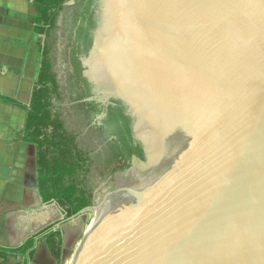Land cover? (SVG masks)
Returning a JSON list of instances; mask_svg holds the SVG:
<instances>
[{"label":"water","instance_id":"95a60500","mask_svg":"<svg viewBox=\"0 0 264 264\" xmlns=\"http://www.w3.org/2000/svg\"><path fill=\"white\" fill-rule=\"evenodd\" d=\"M59 52L110 184L71 264H264V0H67Z\"/></svg>","mask_w":264,"mask_h":264},{"label":"trees","instance_id":"16d2710c","mask_svg":"<svg viewBox=\"0 0 264 264\" xmlns=\"http://www.w3.org/2000/svg\"><path fill=\"white\" fill-rule=\"evenodd\" d=\"M28 1L35 10L33 34L44 38V41L38 44L41 62L37 78L33 84L29 104H23L1 93L0 103L27 113L22 140L25 144L33 146L36 151L38 194L43 204L56 203L63 212L64 219L69 220L93 206L94 189L89 186L90 154H84L78 149L74 136L65 128L58 114L62 97L54 71L50 39L58 27V20L67 0ZM83 81L85 82L84 79ZM87 97L88 95L81 97V105L93 114L98 113L94 104L82 102ZM39 235H43L44 241L48 240L50 253L55 255V259H61L63 255L61 231L51 232L48 227L36 237ZM34 248L35 239H32L21 248L1 250L3 264L14 256H24L30 252L34 259L37 253Z\"/></svg>","mask_w":264,"mask_h":264},{"label":"crops","instance_id":"0c3cea01","mask_svg":"<svg viewBox=\"0 0 264 264\" xmlns=\"http://www.w3.org/2000/svg\"><path fill=\"white\" fill-rule=\"evenodd\" d=\"M32 10L35 12L28 0H0V93L15 98L23 104H29L33 85L29 90V102L25 103L16 96V92L20 94V90L23 89L16 74L19 66L25 63L26 57L28 58L26 55L31 47V38L34 36V17L29 18ZM26 116L25 111L0 103V251L21 248L35 239L33 250H37V253L34 259L31 252L24 256H14L6 264H32L38 255L39 243L44 238L43 235L36 237L41 231L34 234L30 232L31 217L22 216L29 211H20L21 218L18 216L17 221L8 218L9 212H3V207L15 200L16 193L23 192L21 188L27 162L26 153L33 147L22 140ZM44 205L39 196V205L34 207L36 212L44 208ZM16 223L19 225L16 226ZM11 224L13 233L18 229L22 237L16 243L8 239ZM0 264H3L1 254Z\"/></svg>","mask_w":264,"mask_h":264},{"label":"rangeland","instance_id":"374dc122","mask_svg":"<svg viewBox=\"0 0 264 264\" xmlns=\"http://www.w3.org/2000/svg\"><path fill=\"white\" fill-rule=\"evenodd\" d=\"M62 13L58 20V27L52 33L50 39V48L52 51L54 71L58 78L60 94L62 97L61 102L59 104L58 114L60 116L61 121L64 123L65 128L72 135L77 137L78 145L80 147L79 149L81 150V152H83L84 154H90V159L92 160V169L94 172L92 177L93 179H91L89 186L94 189V206L98 203V197L104 192L106 188H109V185L105 175L102 177L103 179L100 180L99 173L103 172V170L80 128V125L76 119V116L68 98L59 52V36ZM34 16L35 12L32 10L31 16H29V18L31 19ZM43 41L44 38L42 37L32 36L31 47L29 53L27 52L26 55L28 56V58L26 57L24 61L25 63L19 66L16 74L17 79L19 80V85H22L21 88H23L22 90H20V94L16 92V96L20 97L25 103L29 102V90L37 78L41 62V55L38 51V44L42 43ZM26 158L27 162L25 165V172L22 176L23 186L21 189L23 190V192L18 191L16 193V197H14L15 200H13V202H9L8 206L3 207V212H9L10 215L8 218L10 220L16 219L17 221L18 216L21 218L20 211H29L26 212V214H23L22 216H24V218L31 217L30 220L32 224L30 232L34 234L44 230L47 227L58 224L63 219V216L60 214V209L57 205H50L47 208L46 205H44V208L36 212L34 207L39 205V196L38 192L36 191V151L33 147L27 150ZM11 211L14 214L11 213ZM92 220L93 211H88L82 214L79 219L73 217L65 221L63 225L60 224L56 226L57 228H61L64 235V254L59 264L70 263L74 252L77 250L76 248L84 237V232L87 226L92 223ZM18 225L19 224L16 223V226ZM10 226L11 231L8 233V239L9 241H14L16 243L22 237L20 236V232L18 229H15L13 233V225L11 224ZM55 260L56 259L48 253L47 249L44 246H39L38 255L36 257V260L32 264H58Z\"/></svg>","mask_w":264,"mask_h":264},{"label":"flooded vegetation","instance_id":"af4514ba","mask_svg":"<svg viewBox=\"0 0 264 264\" xmlns=\"http://www.w3.org/2000/svg\"><path fill=\"white\" fill-rule=\"evenodd\" d=\"M78 1H80V0H78ZM78 4H79V2H78ZM80 5H81V4H80ZM80 48H81V46H80ZM80 53H81V51H80ZM78 60H79V57H78ZM81 68H82V67H81ZM85 84H86V89H87V95L89 96V88H88V84H87L86 81H85ZM95 106H96V105H95ZM96 109H97L98 113L100 114L101 112H100V110L98 109V106H96ZM87 110H88V109H87ZM90 113H91V115H93L92 112H90ZM97 116H98V115H94L95 118H94V121L91 123V126H93V127H98L99 129H101V127L99 126V124H98V122H97ZM101 131H103V132H107L105 128H103V130H101ZM73 136H74V135H73ZM74 138H75V144L77 145V147H78V149H79L80 147H79V145H78V139H77L76 136H74ZM107 146H110V148L113 150V151H112V154H113V156H114V158H115V161H116V162H115V167L112 168V170H110L112 173L109 175V178H108V179H110V183H111V184H114V183H115L114 176H115L118 172H123L125 169L130 168V167L132 166V163H133V162H132V160L130 159L129 155H128L125 151H123L122 146L119 145V143H118L115 139H113L112 136H110V137L107 139ZM33 148H34V147H33ZM89 160H90V166H91V167H90L91 174H90V177H89V184H90L91 179H93L92 177H93V172H94V171H93V169H92V160L90 159V156H89ZM99 174H100V180L103 179L102 177L105 175V173L100 172ZM109 185H110V184H109ZM107 190H109V188H108ZM41 201H42V200H41ZM42 203H43V202H42ZM81 216H82V215H81ZM81 216L76 217V219H79ZM65 221H67V220H65V219L63 218L58 224L53 225V226H50L51 232H56V231L59 230V231H61V233H62L63 254H64V235H63V232H62L61 228H60V227L57 228L56 226H57V225H60V224L63 225V223H64ZM47 228H48V227H47ZM56 240H57V239H56ZM56 240H55V242H57ZM47 241H48V240H47ZM47 241L42 240V242L39 243V246H44V247L47 249L48 253H49L51 256H53V257L55 258V255H52V254L50 253V250H49V243H48ZM62 257H63V255L60 257L61 259L56 260L58 264L61 262Z\"/></svg>","mask_w":264,"mask_h":264},{"label":"bare ground","instance_id":"6f19581e","mask_svg":"<svg viewBox=\"0 0 264 264\" xmlns=\"http://www.w3.org/2000/svg\"><path fill=\"white\" fill-rule=\"evenodd\" d=\"M108 188H106L104 190V192L98 197V203H101L100 207L96 208L93 210V220H92V223L87 226L85 232H84V236H87L89 235L93 230L94 228L97 226L98 222L100 221V219L102 218L107 206H108V203L104 205H102V203H104L106 200H108V194H109V190H107ZM83 239V238H82ZM80 244L81 242L79 243L78 247L76 249H78L80 247ZM72 263V260L70 261L69 264Z\"/></svg>","mask_w":264,"mask_h":264}]
</instances>
